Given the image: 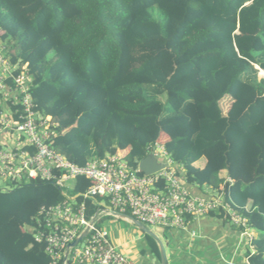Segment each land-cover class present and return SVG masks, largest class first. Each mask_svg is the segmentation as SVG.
Listing matches in <instances>:
<instances>
[{"label": "trees", "instance_id": "16d2710c", "mask_svg": "<svg viewBox=\"0 0 264 264\" xmlns=\"http://www.w3.org/2000/svg\"><path fill=\"white\" fill-rule=\"evenodd\" d=\"M0 45L27 66L58 154L82 167L119 151L136 167L162 143L189 188L222 192L247 219L256 238L244 257L264 264V0H0ZM63 201L39 180L0 190V264H50L24 229Z\"/></svg>", "mask_w": 264, "mask_h": 264}, {"label": "built area", "instance_id": "2783aa9c", "mask_svg": "<svg viewBox=\"0 0 264 264\" xmlns=\"http://www.w3.org/2000/svg\"><path fill=\"white\" fill-rule=\"evenodd\" d=\"M31 88L27 66L12 64L0 45V181L6 182L0 190L36 180L58 188L64 201L41 207L34 225L24 229L44 246L50 264H131L110 239L103 222L112 217L107 209L121 214L128 211L141 225L161 231H180L196 219L215 213L242 229L241 235L248 243L256 238L247 219L225 200L222 192L211 197L193 196L182 184V169L160 142L148 148L147 156L164 167L150 175L139 170L140 162L132 167L124 152L119 151L82 167L69 162L54 150L58 125L35 110ZM79 178L90 185L83 194L71 197L65 185ZM95 199L97 211L88 215L86 202Z\"/></svg>", "mask_w": 264, "mask_h": 264}, {"label": "crops", "instance_id": "0c3cea01", "mask_svg": "<svg viewBox=\"0 0 264 264\" xmlns=\"http://www.w3.org/2000/svg\"><path fill=\"white\" fill-rule=\"evenodd\" d=\"M198 164V167H202L204 163L200 166ZM182 184L196 197H211L216 194L205 187L189 188L183 179ZM162 232L164 234L167 232L168 237H171V230ZM178 232L180 236L173 237L172 240L165 238L166 245L172 246L173 249L172 264H248L244 257L248 241L235 227L221 219L202 217ZM149 252L150 248L146 243V247L139 251V255L146 257Z\"/></svg>", "mask_w": 264, "mask_h": 264}, {"label": "rangeland", "instance_id": "374dc122", "mask_svg": "<svg viewBox=\"0 0 264 264\" xmlns=\"http://www.w3.org/2000/svg\"><path fill=\"white\" fill-rule=\"evenodd\" d=\"M259 79H264L263 77L259 76ZM221 109L223 114L229 109L231 105L230 98H224L221 103ZM204 161H201L198 165L200 166ZM175 167V165H174ZM0 186H6V182L0 181ZM71 187V183H67L65 185L64 190ZM214 194V193H213ZM212 195V193H210ZM216 195V194H215ZM214 196V195H213ZM131 217V216H130ZM105 226L107 231L109 232L110 239L112 243L122 252L127 259L131 262V264H159L158 260L152 256L149 252V255L146 257L140 256L139 251L146 247L147 239L145 235L138 227L132 224L129 221L119 219V218H107L105 221ZM147 230L155 233L161 241L165 242L166 253L168 255L169 264H172L171 260V252L172 246L166 245V239L168 237L167 232L164 234L160 228H156L149 225H142ZM171 237H168V240H172L173 237L180 236V232L176 229H171ZM161 264V263H160Z\"/></svg>", "mask_w": 264, "mask_h": 264}, {"label": "water", "instance_id": "95a60500", "mask_svg": "<svg viewBox=\"0 0 264 264\" xmlns=\"http://www.w3.org/2000/svg\"><path fill=\"white\" fill-rule=\"evenodd\" d=\"M255 68L259 70V74H258V79H259L260 73L261 72L264 73V71L260 70L258 67H255ZM163 167H164V165L157 164V162L150 156L145 157L139 163V170L146 175L153 174V173L159 171L160 169H162ZM107 211L114 218H119V219H123V220L131 222L136 227H138L144 234H146L147 236L152 238L159 248L160 263L161 264H168L165 244L161 241V239L155 233L147 230L138 221H136L135 219H133L132 217H130L128 215L117 213V212L112 211L110 209H107ZM83 237H84V235L80 239H82ZM80 239H78L74 243H72L71 247H74Z\"/></svg>", "mask_w": 264, "mask_h": 264}]
</instances>
